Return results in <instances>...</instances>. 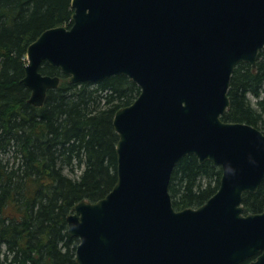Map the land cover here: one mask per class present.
<instances>
[{
    "label": "water",
    "instance_id": "obj_1",
    "mask_svg": "<svg viewBox=\"0 0 264 264\" xmlns=\"http://www.w3.org/2000/svg\"><path fill=\"white\" fill-rule=\"evenodd\" d=\"M70 27L44 30L27 48L23 82L42 105L60 77L124 74L140 87L113 119V188L67 216L78 264H264V211L245 214L244 193L264 180V132L225 121L236 66L264 48V0H72ZM222 169L204 204L177 210L170 181L186 155Z\"/></svg>",
    "mask_w": 264,
    "mask_h": 264
},
{
    "label": "trees",
    "instance_id": "obj_2",
    "mask_svg": "<svg viewBox=\"0 0 264 264\" xmlns=\"http://www.w3.org/2000/svg\"><path fill=\"white\" fill-rule=\"evenodd\" d=\"M72 0H0V264H78L79 238L67 216L83 200L97 201L118 181V109L140 93L124 74L74 83L44 62L43 74L60 76L42 105L23 82L27 48L44 30L71 26ZM225 121L264 132V48L256 66L240 62L231 77ZM213 161L183 157L170 181L176 209L197 207L219 188ZM246 213L264 211V180L244 193Z\"/></svg>",
    "mask_w": 264,
    "mask_h": 264
},
{
    "label": "flooded vegetation",
    "instance_id": "obj_3",
    "mask_svg": "<svg viewBox=\"0 0 264 264\" xmlns=\"http://www.w3.org/2000/svg\"><path fill=\"white\" fill-rule=\"evenodd\" d=\"M257 257H258V254L255 255V256L249 257V258L246 259L245 261L248 262V261H250V260H252V259H256Z\"/></svg>",
    "mask_w": 264,
    "mask_h": 264
}]
</instances>
